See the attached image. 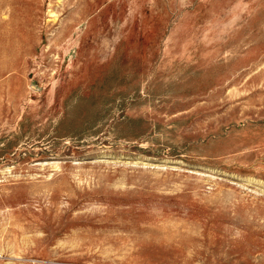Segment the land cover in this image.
<instances>
[{
  "label": "rangeland",
  "instance_id": "obj_1",
  "mask_svg": "<svg viewBox=\"0 0 264 264\" xmlns=\"http://www.w3.org/2000/svg\"><path fill=\"white\" fill-rule=\"evenodd\" d=\"M0 264H264V0H0Z\"/></svg>",
  "mask_w": 264,
  "mask_h": 264
}]
</instances>
